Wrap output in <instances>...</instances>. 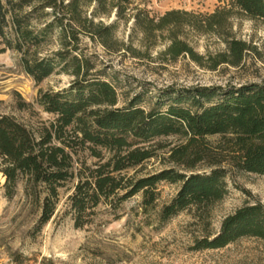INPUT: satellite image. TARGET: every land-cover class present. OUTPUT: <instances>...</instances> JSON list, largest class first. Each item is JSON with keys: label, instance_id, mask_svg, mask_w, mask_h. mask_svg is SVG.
Returning a JSON list of instances; mask_svg holds the SVG:
<instances>
[{"label": "rangeland", "instance_id": "obj_1", "mask_svg": "<svg viewBox=\"0 0 264 264\" xmlns=\"http://www.w3.org/2000/svg\"><path fill=\"white\" fill-rule=\"evenodd\" d=\"M85 3L81 22L91 16L97 0ZM102 4L95 24L114 26L113 46L107 48L82 34L79 52L91 60L93 74L115 85L119 107L137 98L150 109L163 93L194 87L264 83V20L244 12L235 0H130L122 6L106 0ZM32 9L25 7L19 13L24 16ZM52 19L51 9L34 12L29 27L41 33ZM41 36L42 43L30 48L28 57L55 58L63 49L60 30ZM233 43L242 49L239 59ZM22 57L14 50L0 54V114L15 117L38 134L54 119L39 105L40 95L68 89L75 77L59 71L37 84L26 74ZM162 141L181 142L177 137ZM210 142L217 146L221 139ZM167 152L158 150L156 158L138 167L139 177L179 169L168 162ZM75 158L80 164L96 162L87 151ZM227 182V195L205 222L192 212L161 222L159 212L180 189V184L163 182L154 207L145 206L139 194L117 209L102 204L90 225L76 228L69 199L77 178L59 189L56 211L42 226V202L27 196L26 182L21 181L13 198L0 190V264H264V240L257 238H243L223 249L196 248L198 240L217 234L224 219L246 203H264V175L232 169ZM4 183L0 173V186Z\"/></svg>", "mask_w": 264, "mask_h": 264}, {"label": "trees", "instance_id": "obj_2", "mask_svg": "<svg viewBox=\"0 0 264 264\" xmlns=\"http://www.w3.org/2000/svg\"><path fill=\"white\" fill-rule=\"evenodd\" d=\"M86 1L0 0V54L21 53L26 74L37 84L59 71L75 77L68 89L40 95L39 105L54 119L38 134L15 117L0 114V173L5 178L0 190L13 198L25 181L26 195L42 202V226L56 211L59 189L77 178L69 200L75 227L84 228L102 204L117 209L141 194L145 206L154 207L160 183L180 184L175 198L159 212L160 221L192 212L205 222L227 195L232 169L264 175V83L194 87L163 93L150 109L137 98L119 107L115 85L93 74L91 60L79 52L82 34L107 48L113 46L114 26L95 24L106 0H97L91 16L81 22L80 8L88 5ZM117 1L120 6L130 4V0ZM235 2L247 14L264 20V0ZM31 6V12L20 15ZM47 9L53 19L36 33L29 27L30 17ZM54 28L60 30L63 49L55 58H29L30 48L42 43L41 34ZM238 45L231 48L239 59ZM174 137L181 142L162 141ZM214 137L221 139L217 146L210 142ZM165 149L168 162L180 168L139 177L136 169ZM86 151L95 163L76 160ZM243 238L264 240V203H246L224 219L217 234L198 240L196 248L223 249Z\"/></svg>", "mask_w": 264, "mask_h": 264}]
</instances>
